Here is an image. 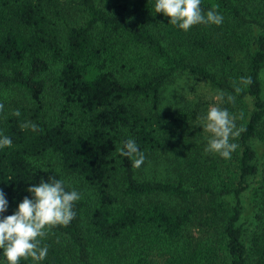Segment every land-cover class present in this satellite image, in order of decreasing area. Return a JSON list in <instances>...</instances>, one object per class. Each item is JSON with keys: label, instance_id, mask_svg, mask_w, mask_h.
Returning <instances> with one entry per match:
<instances>
[{"label": "trees", "instance_id": "16d2710c", "mask_svg": "<svg viewBox=\"0 0 264 264\" xmlns=\"http://www.w3.org/2000/svg\"><path fill=\"white\" fill-rule=\"evenodd\" d=\"M61 1L0 0V134L12 140L0 149L3 216L42 180L86 187L71 223L42 241L46 259L20 264H264V0H202L224 22L187 32L156 0H80L76 21ZM179 75L226 94L221 107L244 129L230 159L203 154L199 111L165 98ZM128 139L144 164L165 166L143 175L117 151Z\"/></svg>", "mask_w": 264, "mask_h": 264}, {"label": "clouds", "instance_id": "9594fccd", "mask_svg": "<svg viewBox=\"0 0 264 264\" xmlns=\"http://www.w3.org/2000/svg\"><path fill=\"white\" fill-rule=\"evenodd\" d=\"M202 0H156V13H163L170 18V24L185 32L197 25L220 26L224 17L216 7L206 13L202 8ZM242 84L250 85L251 77L241 78ZM239 93L241 89L235 88ZM225 93L218 91L216 99L224 102ZM227 102L234 103L235 97L227 95ZM4 105L0 104V112ZM13 115L19 117L17 110ZM240 118H243L241 113ZM237 117L227 108L216 105L210 106L203 117V131L209 133L205 153H214L224 159H230L233 152L239 147L233 141L238 138L243 128H237ZM22 129L31 128L37 131L38 126L27 122L21 125ZM10 137L0 134V149L11 147ZM117 151L121 156L132 159L133 167L140 168L145 162V154L140 151L134 139H128ZM32 198L25 197L18 205V210L8 216H3L8 209L5 193L0 189V250L6 257L7 264H20L22 260L31 258L35 262L46 259L48 247L42 246L51 229L58 226H68L75 218L74 205L81 199V194L75 190H68L63 179L51 178L42 180L39 184L30 185L27 189Z\"/></svg>", "mask_w": 264, "mask_h": 264}, {"label": "rangeland", "instance_id": "374dc122", "mask_svg": "<svg viewBox=\"0 0 264 264\" xmlns=\"http://www.w3.org/2000/svg\"><path fill=\"white\" fill-rule=\"evenodd\" d=\"M62 7L65 11V14L70 18H74V20H79L81 15H83L81 1L80 0H62L61 1ZM235 50V57L239 61L240 64L244 65L246 64V55L244 52L239 51L238 49ZM264 80V75H263ZM218 91L211 87L208 83L205 81L193 78L188 75H179L177 79H175L172 83L168 85L166 88V91L164 92L165 98L168 101H171L173 103H179V104H185L189 105L192 109L196 108L198 113L199 121H202L201 126L203 127V117L206 116L207 111L210 106L216 105L221 107V102H219L216 99ZM203 130V128H202ZM209 133H206L203 131L202 135L200 137L199 145L203 146V148H200L202 153L205 155L215 157L218 154L214 153H205V149L207 147V141L209 138ZM259 152L261 153L262 146L258 145ZM53 162L56 166L58 165V160L54 158ZM157 162L156 164L150 163V164H143L140 168V172L143 175H152L157 172L156 165L165 166L163 162L161 161ZM150 166H154L152 168H149ZM169 169L168 167L166 168ZM159 172V171H158ZM158 174H164L165 173H158ZM67 180L70 182V184L81 194L83 190L86 191V187L84 184L80 182V180H77L75 178H67ZM244 205H245V219L244 224H246V233L249 234L252 229V213L254 211L252 204L247 198V195L244 196ZM193 232L196 234H200V230L197 227H194L192 229ZM248 239V238H247Z\"/></svg>", "mask_w": 264, "mask_h": 264}]
</instances>
